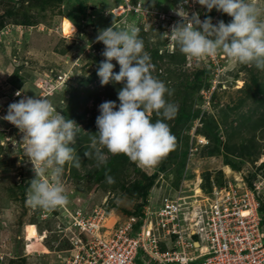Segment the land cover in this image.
I'll list each match as a JSON object with an SVG mask.
<instances>
[{
    "label": "rangeland",
    "instance_id": "374dc122",
    "mask_svg": "<svg viewBox=\"0 0 264 264\" xmlns=\"http://www.w3.org/2000/svg\"><path fill=\"white\" fill-rule=\"evenodd\" d=\"M123 5V0H0V264H58L65 255L60 253L70 248V223L76 216L102 219V237L128 222L138 232L150 217L158 248L166 251L157 211L178 190L192 194L198 176L205 192L213 184H232L237 190L260 186L264 213V71L223 53L199 61L189 58L167 33L184 22L180 15L199 13L202 21L210 16L214 25L232 17L216 9L208 12L196 0H132L133 9L118 17L114 10ZM257 5L264 9V0ZM64 17L75 24V33L64 35ZM114 19L120 29L139 30L151 57V74L165 83L172 93L165 98L178 109L165 121L174 147L152 167L139 166L124 154H108L106 165L97 167L84 156L89 137L98 131L99 105H119L123 87L101 86L97 75L105 45L96 36ZM113 64L118 73V62ZM36 96L48 99L79 129L70 146L80 167L64 165L60 179L67 203L52 210L26 203L33 165L24 152L23 133L2 119L11 103ZM158 118L153 113L152 122ZM106 172L114 183L105 181ZM29 225L46 235L44 241L26 242Z\"/></svg>",
    "mask_w": 264,
    "mask_h": 264
},
{
    "label": "clouds",
    "instance_id": "9594fccd",
    "mask_svg": "<svg viewBox=\"0 0 264 264\" xmlns=\"http://www.w3.org/2000/svg\"><path fill=\"white\" fill-rule=\"evenodd\" d=\"M196 2L208 12L216 9L232 20H220L214 25L210 16L202 21L199 13L191 17L179 14L184 22L167 32L179 51L198 61L223 53L233 62L264 71V9L257 0ZM138 31L134 26L120 29L114 19L111 27L98 30L96 36V42L105 45V59L97 68L101 86L123 85L118 90L119 105L115 101L99 105L98 131L89 137L84 152L97 167L106 165L108 154H124L139 166L152 167L174 147L175 137L165 121L173 119L178 109L166 100V95L172 93L165 83L151 74V57L145 52ZM114 60L120 66L118 73L114 71ZM153 113L159 117L155 122L151 119ZM2 119L23 133L24 152L33 165L35 176L30 181L26 203L43 210L65 205L67 195L60 179L64 165L80 167V158L70 146L76 142V122L57 113L48 99L37 96L11 103ZM105 181L115 182L107 172Z\"/></svg>",
    "mask_w": 264,
    "mask_h": 264
},
{
    "label": "built area",
    "instance_id": "2783aa9c",
    "mask_svg": "<svg viewBox=\"0 0 264 264\" xmlns=\"http://www.w3.org/2000/svg\"><path fill=\"white\" fill-rule=\"evenodd\" d=\"M123 1L124 5L114 10L118 17L119 13L133 9L129 6L132 0ZM199 178L191 188L192 194L183 195L186 190H178L157 211L166 251L158 248V237L151 232L155 224L150 223V217L138 232H132L134 224L128 222L102 237V219L76 216L70 223V248L60 253L69 254H59L58 264H138L142 250L160 264H264L260 186L237 190L232 184H213V192H205L201 179L202 193L197 197Z\"/></svg>",
    "mask_w": 264,
    "mask_h": 264
},
{
    "label": "bare ground",
    "instance_id": "6f19581e",
    "mask_svg": "<svg viewBox=\"0 0 264 264\" xmlns=\"http://www.w3.org/2000/svg\"><path fill=\"white\" fill-rule=\"evenodd\" d=\"M61 29H62V32L64 33V35H71L72 33H75L77 31V27L68 17L63 18ZM199 183H200V181L197 183L196 188H195V193H196L197 197H199L200 194L202 193V190L199 186ZM150 228H151V224L148 223L147 229L150 230ZM45 237H46V235H44V236L40 235V233H39V231L35 225H29L28 227H26V242L29 245L34 244L35 240H37V238H40L39 241H44Z\"/></svg>",
    "mask_w": 264,
    "mask_h": 264
},
{
    "label": "crops",
    "instance_id": "0c3cea01",
    "mask_svg": "<svg viewBox=\"0 0 264 264\" xmlns=\"http://www.w3.org/2000/svg\"><path fill=\"white\" fill-rule=\"evenodd\" d=\"M142 253V255H140ZM139 256H138V264H160V263H155V261L153 262L152 260L149 259L148 255L140 252Z\"/></svg>",
    "mask_w": 264,
    "mask_h": 264
},
{
    "label": "trees",
    "instance_id": "16d2710c",
    "mask_svg": "<svg viewBox=\"0 0 264 264\" xmlns=\"http://www.w3.org/2000/svg\"><path fill=\"white\" fill-rule=\"evenodd\" d=\"M91 81V80H90ZM94 81V80H93ZM91 94V93H90ZM90 94H88V95H90Z\"/></svg>",
    "mask_w": 264,
    "mask_h": 264
}]
</instances>
